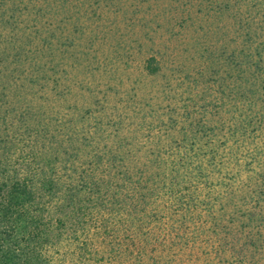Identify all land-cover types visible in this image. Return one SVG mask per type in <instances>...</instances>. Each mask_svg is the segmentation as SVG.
I'll return each mask as SVG.
<instances>
[{
	"label": "rangeland",
	"instance_id": "rangeland-1",
	"mask_svg": "<svg viewBox=\"0 0 264 264\" xmlns=\"http://www.w3.org/2000/svg\"><path fill=\"white\" fill-rule=\"evenodd\" d=\"M72 2L74 14L63 3L58 11L51 0L0 4V111L6 96L15 109L19 92L18 110L47 109L49 117L71 128L62 131L66 137L53 132L59 141H66L64 145L68 136L76 142L77 137L85 138L81 144L87 147L80 146L84 153L80 160L103 159L98 177L105 175L104 169L109 171L113 157L154 164L178 156L179 149L185 148L193 164L189 172H198L200 165L204 168L202 176L208 181L200 196L206 204H217L216 210L225 207L228 222L235 217L251 223L246 218L250 211L264 210V147L261 150L260 141L253 142L244 132L240 115H250L253 109L255 119L264 117V74L253 75L248 63L254 62L239 57L256 25L264 30V4L257 7L247 0ZM54 32L64 35L52 37ZM66 38L72 42L69 49ZM257 39L264 43V33ZM50 47L57 50L54 61L51 55L42 58L46 54L38 53ZM68 52L79 58L75 64ZM153 57L160 65L155 76L146 70ZM29 58L40 66L55 63L57 73L49 65L39 75L42 83L30 84L26 81ZM12 87L16 90L10 92ZM68 175L71 171L64 172ZM173 178L151 165L137 180L143 184L151 180L150 189L169 194ZM239 190V196H234ZM216 214L221 217V212ZM236 230L230 240L242 235ZM257 254L250 264H264V253Z\"/></svg>",
	"mask_w": 264,
	"mask_h": 264
},
{
	"label": "trees",
	"instance_id": "trees-1",
	"mask_svg": "<svg viewBox=\"0 0 264 264\" xmlns=\"http://www.w3.org/2000/svg\"><path fill=\"white\" fill-rule=\"evenodd\" d=\"M247 1L257 7L264 4V0ZM51 2L58 11L61 3L64 8L73 7L72 0ZM260 32L264 30L256 25L239 57L254 62L248 63L253 75L264 74V43L257 39ZM63 35L54 32L52 37ZM65 41L69 49L72 42ZM38 51L46 54L42 58H57L56 48ZM67 54L71 64L78 61L71 52ZM28 60L31 71L26 81L32 85L42 83L39 75L49 65L57 73L55 63L40 66ZM95 60L98 63L99 56ZM146 70L157 75V59L150 58ZM15 90L10 88V92ZM18 96L17 106L22 100L20 92ZM12 101L6 96L4 111H0V264H250L257 253H264V210L250 211L246 218L251 223L238 222L235 217L228 222L225 207L216 210L217 204H206L201 198L200 188L208 180L202 176L201 165L195 169L198 172H189L193 164L185 148L179 149L178 156L154 164L113 157L109 171L103 170L106 176L98 177L96 171L104 164L100 156L94 161L80 160L85 138L77 137L76 142L68 136V145H64L66 141L53 134L60 131L66 137L62 131L71 129L62 119L49 117L44 107L38 114L33 108L22 112L12 107ZM253 111L240 115V123L263 150L264 117L255 119ZM151 165L173 175L169 194L150 189L151 180L146 184L137 180ZM67 171L71 175L65 177ZM236 193L238 197L240 190ZM235 227L242 235L230 240Z\"/></svg>",
	"mask_w": 264,
	"mask_h": 264
}]
</instances>
